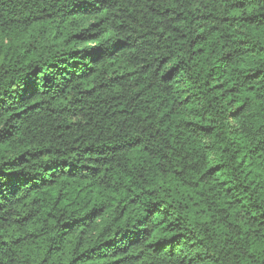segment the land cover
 Returning <instances> with one entry per match:
<instances>
[{"label":"trees","instance_id":"trees-1","mask_svg":"<svg viewBox=\"0 0 264 264\" xmlns=\"http://www.w3.org/2000/svg\"><path fill=\"white\" fill-rule=\"evenodd\" d=\"M0 264H264V0H0Z\"/></svg>","mask_w":264,"mask_h":264}]
</instances>
